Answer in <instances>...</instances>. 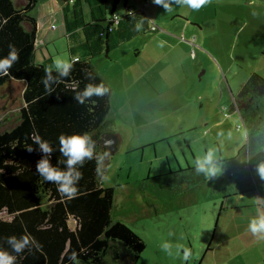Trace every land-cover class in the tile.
Returning <instances> with one entry per match:
<instances>
[{"label":"rangeland","instance_id":"1","mask_svg":"<svg viewBox=\"0 0 264 264\" xmlns=\"http://www.w3.org/2000/svg\"><path fill=\"white\" fill-rule=\"evenodd\" d=\"M128 4H145L152 19L154 9L171 14L167 29L181 40L174 50L178 58L149 70L157 75L148 76L156 88L139 98V104L126 100V87H135L125 81L134 79L132 70H139L133 64L146 62V39L131 41L130 48L143 53L118 58L120 67L93 57L114 86V98L121 100L113 105L115 120L108 126L120 141L113 151L104 144L109 157L100 180L116 188L113 219L127 223L146 241L134 264H264V240L248 231L249 221L264 214L256 203L264 198V183L242 192L251 179L244 166L248 128L260 126L257 138L263 132L264 95L245 102L244 117L235 103L253 72L264 76V0H211L198 11L172 4V12L152 0ZM117 7L122 12L124 0ZM154 20L159 24V18ZM53 21L59 31L63 23ZM141 31L144 37L163 33ZM66 38L59 34L48 44L55 58L69 59ZM155 44L148 41L147 50ZM24 87V81L11 78L0 88V131L18 121ZM109 137L116 138L114 133ZM258 140L251 151L264 149L263 139ZM240 147L242 166L238 157L233 159ZM209 148L220 167L210 180L196 174L193 166ZM164 242L172 245L171 256L161 249ZM183 248L193 253L189 261L182 259Z\"/></svg>","mask_w":264,"mask_h":264},{"label":"trees","instance_id":"2","mask_svg":"<svg viewBox=\"0 0 264 264\" xmlns=\"http://www.w3.org/2000/svg\"><path fill=\"white\" fill-rule=\"evenodd\" d=\"M40 0H0V58L8 55L9 45L19 51L20 59L0 75V88L11 78L25 82L23 105L18 121L0 131V238L29 234L40 245L16 254V264H73L69 256L74 251L80 264H134L146 248L145 239L127 223L114 220L112 209L115 186L104 185L96 172L95 160L87 161L79 170L83 178L78 184V194L73 199L62 196L57 185L47 183L36 173V163L42 153H29L25 146L32 144V136L38 134L54 149L51 163L65 158L59 153V136L87 132L96 141L98 153L107 152L102 134L108 130L106 122L111 107L112 86L93 66L91 58L107 55L112 49L131 39L140 31L135 25L142 22L147 29L148 14L143 8L127 11L115 19L108 16L109 0H89L91 17L77 10L78 0L64 6V25L71 59L75 63L71 75L63 78L48 95L41 80L45 69L53 65V57L42 63L36 62V39L38 18L35 12ZM72 5L73 16H69ZM70 8V9H69ZM83 40L76 41L77 36ZM93 73L91 82L103 81L110 87L104 97H93L95 103L78 104L72 97L73 89L82 90L89 81L83 70ZM55 74V73H54ZM59 95V98H57ZM264 95V76L253 72L243 85L235 103L244 117L242 107ZM262 127V126H261ZM248 128V152L244 166L248 167L251 179L242 192L258 190L264 183L256 172V164L264 161V149L251 151L264 142L263 132L254 133L259 125ZM33 147H37L33 145ZM242 155V147L234 156ZM232 159V158H231ZM242 166V159H238ZM0 247L11 252L6 239H0Z\"/></svg>","mask_w":264,"mask_h":264},{"label":"clouds","instance_id":"3","mask_svg":"<svg viewBox=\"0 0 264 264\" xmlns=\"http://www.w3.org/2000/svg\"><path fill=\"white\" fill-rule=\"evenodd\" d=\"M153 4L162 7L165 12H172V4L178 6H187L192 10H200L204 6L211 3V0H152ZM255 15V13H253ZM143 26L142 22L135 25V31H140ZM20 59L19 51L13 45H9L8 55L0 58V75H8L9 70ZM75 63L78 61L57 57L53 60V65L45 69L44 76L41 80L45 92L50 96L55 92V87L60 83L63 78L71 75ZM84 77L89 82L85 84L82 90L74 91L72 97L78 104L86 105L93 97H104L110 92V87L103 81L93 83L95 76L87 69L83 70ZM55 73V74H54ZM59 98V95H57ZM32 144L26 145L24 148L27 152L39 151L42 153L41 158L36 163V173L43 178L47 183H54L57 185V191L68 199H73L78 194V184L83 178V173L79 170L87 161L95 160L96 172L98 175H103V165L109 157V152L98 153L96 151V141L87 132L85 133H72L70 135L61 134L59 136V153L65 158L58 160L57 164H64L62 169L51 163V156L54 151L52 145L40 135L35 134L32 136ZM108 142L106 141V144ZM33 145L37 147H33ZM196 174H203L208 180L216 177L220 172L218 158L213 148H209L203 155L197 156L193 162ZM256 172L259 177L264 180V161L256 164ZM258 207H264V198L256 201ZM248 231L256 236L258 239L264 240V214H259L252 218L248 224ZM6 243L11 248V252L0 247V264H16V255L20 254L25 249L31 250L33 247L39 249L40 245L29 234L17 237L15 235L8 236ZM161 249L168 255H172V245L168 242L161 244ZM180 250H177L179 254ZM193 256L191 249L183 248L182 259L189 261ZM69 260L73 264H80L76 252H72Z\"/></svg>","mask_w":264,"mask_h":264},{"label":"crops","instance_id":"4","mask_svg":"<svg viewBox=\"0 0 264 264\" xmlns=\"http://www.w3.org/2000/svg\"><path fill=\"white\" fill-rule=\"evenodd\" d=\"M120 1L121 0H109L108 4L106 5V11L108 13V16L112 15L113 13L120 15V16H123L127 12L129 6L135 8V9L140 8V6H144V8H143V9H145L144 11L146 12V10H147V6L145 4H141L139 6H136L133 4H128L129 0H124V10L122 12H118L117 6H118ZM67 3H69L68 0H40L37 7L35 8V12H36V15L38 18V32H37V39H36L37 49H36V55H35L36 56V62L42 63V62L46 61L47 59H49L50 57H53V59H55V57L51 53L50 49H48L49 47H47L48 44L51 41H53L56 37H58L59 34L65 35V37H67L66 29H65V25H64V6ZM150 6H152V5L150 4ZM156 7H158V6H156ZM70 8H71V10L69 11V16L71 17V16H73L72 5L70 6ZM80 9L83 11V14L86 18L91 17V13H90L91 7L89 4V0H78L77 10H80ZM152 12L155 14L154 19L156 18L158 20V18H159V20H158L159 24L156 23V21L148 15L149 20L147 23V29L143 30V31L161 30L163 32L162 35H157V36H152V37H144L143 35H145L146 33H143L140 30V32L137 35L133 36L131 39H129V40L123 42L122 44H120L119 46L115 47L107 55H103V56L98 57L100 60L104 59V58L110 59L111 61L114 62L112 64H116L118 67H120V64L118 62L119 61L118 58L132 56L134 51H136L137 53L141 52V49H138V48H136V49L132 48L131 49L130 48L129 45H130L131 41L134 38L135 39L138 38L141 40L146 39L144 41L142 40L144 42L143 44L145 45V49L147 51L146 62H144L143 65L133 64V65H137L139 70L138 71L136 69L132 70V72L134 74V79H132L130 81H125V83L128 84L130 87H135L131 91H129L127 89L128 87H126L127 94L125 95L126 100L130 101V103H133V104H139V101H140L139 98L143 99L144 97H147L148 93L150 91H154L155 90L154 88H156L155 85L153 84V82L149 80L150 76L153 73V72L150 73V71H149L151 69V67L153 66V67L159 69V68H161L162 64L165 63V65H167V63L170 62V60H169L170 58L174 59L175 56L177 58L179 57V54L177 53V51H174V50L176 49L177 44L181 43V40H179L177 38V35L174 32L168 31L169 29H167L168 26L170 27L172 20H173V17L171 16V14L162 15L161 13L158 12L157 9L152 10ZM146 14H148V13L146 12ZM168 16H169V18H167ZM56 19H60V21L63 23V27H61L59 31H58V28L53 21ZM154 24L157 25L156 30H152V26ZM76 39H77L76 41L79 42V41L83 40L84 38L82 35H80V36H77ZM152 39L156 41V44L150 50H147L148 41H151ZM170 39H172V40L175 39L176 42L170 41ZM163 45L165 46L164 50L160 51L161 47ZM169 45L171 47L168 50L167 48ZM39 53L41 54L40 57H38ZM142 53L143 52H141L140 54H142ZM118 54H119V56H118ZM115 56H118V57H115ZM69 59H71V54L69 56ZM91 61H92L93 66L96 68L95 63H93V58H91ZM97 70L110 83V80L108 79V77L99 69H97ZM153 75L157 76L154 73H153ZM148 76H149V78H148ZM142 79L144 80V82H142ZM20 81H22V80H20ZM24 85H25V82H24ZM110 85H111V83H110ZM112 89L113 90H112V97H111V107H110V111H109L107 118H106L107 124H109L115 120L114 106L113 105L115 104L116 101L121 102L120 99L114 98L115 97L114 86H112ZM164 92H166V90ZM164 97H167V96H164ZM179 132H182V130ZM105 133H106V138H108L110 133H114L116 138H117L116 143L120 141L118 134L116 132L109 130V128H108V130H106ZM102 138H103V136H102ZM103 140H104V138H103ZM116 148L117 147H115V149Z\"/></svg>","mask_w":264,"mask_h":264},{"label":"water","instance_id":"5","mask_svg":"<svg viewBox=\"0 0 264 264\" xmlns=\"http://www.w3.org/2000/svg\"><path fill=\"white\" fill-rule=\"evenodd\" d=\"M102 136L104 138V140H103L104 144L109 149L112 148L111 151H113L115 149V143H116L117 139L116 138H113V137H109V136H108V138H106V133H103ZM106 141L108 142L107 144H106Z\"/></svg>","mask_w":264,"mask_h":264},{"label":"built area","instance_id":"6","mask_svg":"<svg viewBox=\"0 0 264 264\" xmlns=\"http://www.w3.org/2000/svg\"><path fill=\"white\" fill-rule=\"evenodd\" d=\"M73 1H74V0H68V2H73ZM140 8H144V6H140ZM132 10H133V8L130 7V8H128L127 11H132ZM118 18H119V16L116 14V15H115V19L118 20ZM156 29H157V25L154 24V25L152 26V30H156Z\"/></svg>","mask_w":264,"mask_h":264}]
</instances>
